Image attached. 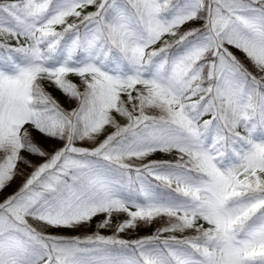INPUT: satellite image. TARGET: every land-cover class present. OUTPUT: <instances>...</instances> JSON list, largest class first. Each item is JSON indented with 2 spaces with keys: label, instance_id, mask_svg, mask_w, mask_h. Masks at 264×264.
<instances>
[{
  "label": "snow or ice",
  "instance_id": "snow-or-ice-1",
  "mask_svg": "<svg viewBox=\"0 0 264 264\" xmlns=\"http://www.w3.org/2000/svg\"><path fill=\"white\" fill-rule=\"evenodd\" d=\"M0 264H264V0H0Z\"/></svg>",
  "mask_w": 264,
  "mask_h": 264
},
{
  "label": "trees",
  "instance_id": "trees-1",
  "mask_svg": "<svg viewBox=\"0 0 264 264\" xmlns=\"http://www.w3.org/2000/svg\"><path fill=\"white\" fill-rule=\"evenodd\" d=\"M57 96H59V93H56Z\"/></svg>",
  "mask_w": 264,
  "mask_h": 264
}]
</instances>
